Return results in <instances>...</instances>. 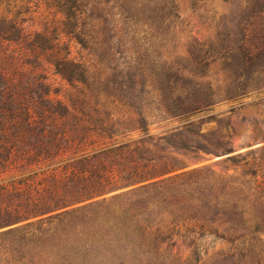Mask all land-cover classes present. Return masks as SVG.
Wrapping results in <instances>:
<instances>
[{
  "label": "rangeland",
  "instance_id": "rangeland-1",
  "mask_svg": "<svg viewBox=\"0 0 264 264\" xmlns=\"http://www.w3.org/2000/svg\"><path fill=\"white\" fill-rule=\"evenodd\" d=\"M245 1L123 0L137 26L122 32L121 62L144 59L156 66L160 60L172 70L170 87L181 91L185 105L208 100L203 106H211L185 119L171 118L153 104L144 110L147 133L136 129L137 115L122 109L115 139L119 143L141 139L139 146L151 152L146 156L153 160L151 165L174 169L170 175L174 179L160 183L167 177L158 178L155 188L136 192L132 190L154 181L128 187L121 182L105 197L107 203L128 210L123 219L95 227L82 225L71 235L58 225L48 231L49 227L38 224L33 230L41 229L36 234L41 240L34 239L30 245L21 240L22 235H14L11 241L17 244L9 252L0 249V264H264V226L250 233L257 228L233 224L241 207L257 216L264 211L256 208L264 197L253 195L258 186L264 189V84L246 81L248 72L239 66L240 60L230 65L219 59L221 49L233 45L248 24L245 20L253 24L251 29L264 31V15L251 17L264 1L251 0L249 5ZM45 17L57 22L61 18L53 13ZM43 18L35 26L43 27ZM64 41L71 47V57L95 64L93 55L75 40ZM206 50L221 51L208 67L203 62ZM45 69L53 98L64 100L70 87L53 67ZM165 80L168 88L153 91L149 102L178 101ZM191 123L194 126H188ZM186 144L192 150L183 149ZM238 155L244 159L240 165L228 161ZM253 170L258 171L257 177L249 174ZM25 175L13 171L0 174V180ZM132 219L139 231L125 235ZM145 230L148 234H143Z\"/></svg>",
  "mask_w": 264,
  "mask_h": 264
},
{
  "label": "trees",
  "instance_id": "trees-1",
  "mask_svg": "<svg viewBox=\"0 0 264 264\" xmlns=\"http://www.w3.org/2000/svg\"><path fill=\"white\" fill-rule=\"evenodd\" d=\"M250 2L245 1L248 5ZM121 3L123 0H0V174H27L0 180L1 250H12L17 244L11 241L14 235H22L21 240L30 245L34 239L40 241L36 234L41 229L33 230L38 224L49 227L48 231L58 225L71 235L82 225L95 227L112 220L115 223L128 210L107 203L105 196L121 182L128 187L154 181L132 190L136 192L174 179L170 177L174 169L151 165L153 160L146 158L151 152L139 146L141 139L131 143L115 139L122 109L137 115L136 129L147 133L144 110L153 104L171 118L185 119L211 106H203L208 100L185 105L181 91L174 85L170 87L172 70L160 60L156 66L144 59L140 63L133 58L121 62L125 53L121 51L125 44L122 32L137 26L131 11ZM45 13L61 16L60 21L43 18ZM261 15L264 5L251 17ZM42 18L43 27L35 26L36 20ZM244 22L248 24L241 28L233 45L224 46L221 55V51L206 50L203 62L208 67L216 54L230 65L240 60L239 66L248 72L246 81L258 86L260 82L264 84V31L251 29L249 20ZM64 38L75 40L89 51L95 64L71 57V47ZM133 40L134 37L130 42ZM46 65L53 67L70 87L64 100L53 98ZM165 79L178 101L149 102L153 91L168 88ZM158 80L164 86L156 83ZM182 148L192 150L187 144ZM228 161L237 166L244 159L238 155ZM249 174L257 177L258 171ZM164 177L167 178L161 179ZM158 178L160 183L155 181ZM255 191L257 199L264 197L261 186ZM256 208L264 209V201ZM239 209L234 213V228L244 225L257 228L250 233L260 232L264 211L257 216L252 215V209ZM106 214L109 215L97 220ZM126 225L125 235L139 231L134 219ZM144 233L148 234L146 230ZM137 238L141 239L139 235Z\"/></svg>",
  "mask_w": 264,
  "mask_h": 264
}]
</instances>
